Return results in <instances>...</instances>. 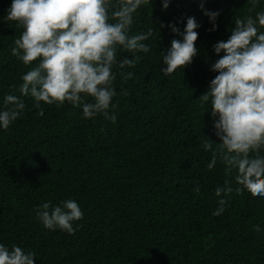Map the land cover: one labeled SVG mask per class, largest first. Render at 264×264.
<instances>
[{
	"label": "trees",
	"instance_id": "1",
	"mask_svg": "<svg viewBox=\"0 0 264 264\" xmlns=\"http://www.w3.org/2000/svg\"><path fill=\"white\" fill-rule=\"evenodd\" d=\"M202 2L219 11L215 31ZM10 4L0 0V108L10 107L5 94L21 97V77L35 64L13 54L23 28L5 19ZM262 10L264 0L255 7L250 0H170L166 10L162 0L142 5L129 35L153 29L145 41L150 51L118 50L117 61L128 57L134 65L113 66L115 121L85 119L67 102H41L37 115L35 101L21 97L23 116L0 130V243L34 252V264H264V197L233 192L225 211L212 215L215 188L225 180L239 185L235 169L226 175L217 162L207 170L212 150L203 141L213 140V149L221 141L210 103L200 97L217 74L210 68L219 58L214 44L228 39L237 16ZM188 17L200 24L198 54L166 76L161 55L172 39H182L168 24L183 31ZM66 199L78 202L82 220L72 234L46 229L37 207Z\"/></svg>",
	"mask_w": 264,
	"mask_h": 264
},
{
	"label": "clouds",
	"instance_id": "2",
	"mask_svg": "<svg viewBox=\"0 0 264 264\" xmlns=\"http://www.w3.org/2000/svg\"><path fill=\"white\" fill-rule=\"evenodd\" d=\"M152 0H11L5 19L15 21L23 28L14 41L13 54L25 65L35 64L22 75L19 86L21 97H31L34 107L43 114L41 102L55 104L57 108L66 102L82 108L85 119L97 115L115 121L110 109L116 107L117 95L113 82L116 74L113 66H133L134 60L125 57L117 61L118 50L133 53H149L145 41L153 35V29L129 35L134 14L142 5ZM259 0H250L253 7ZM170 0H162L166 10ZM203 14L216 30L219 11H210L200 3ZM251 12L252 9L250 8ZM165 25L161 23L160 27ZM171 32L182 39H172L166 54L162 56L161 71L170 75L183 71L198 54L195 41L200 27L194 17H188L183 31L169 23ZM264 10L243 18L234 19V27L226 41H218L213 51L219 58L210 66L217 73L200 97L210 103L214 119L215 135L221 141L213 149V140L206 139L202 147L212 150L207 164L211 171L220 162L225 174L236 170L233 188L228 180L214 190L218 206L213 216L221 215L230 194L247 190L264 197ZM223 52V55L219 54ZM127 76H132L131 72ZM5 94L0 108V130L23 116L26 107L23 99ZM89 98H91L90 102ZM200 192V185L193 189ZM223 193V195H221ZM36 216L49 230L74 232L73 224L82 220L83 211L74 199L58 204L46 201L39 205ZM78 227V225H77ZM259 231V226H256ZM35 253L18 245L11 249L0 243V264H34Z\"/></svg>",
	"mask_w": 264,
	"mask_h": 264
}]
</instances>
